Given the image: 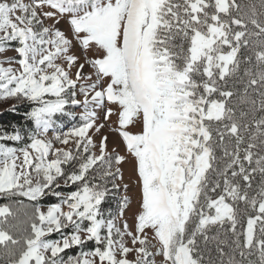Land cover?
I'll return each instance as SVG.
<instances>
[{"label":"snow or ice","instance_id":"snow-or-ice-1","mask_svg":"<svg viewBox=\"0 0 264 264\" xmlns=\"http://www.w3.org/2000/svg\"><path fill=\"white\" fill-rule=\"evenodd\" d=\"M0 264H264V0H0Z\"/></svg>","mask_w":264,"mask_h":264},{"label":"trees","instance_id":"trees-1","mask_svg":"<svg viewBox=\"0 0 264 264\" xmlns=\"http://www.w3.org/2000/svg\"><path fill=\"white\" fill-rule=\"evenodd\" d=\"M15 118L9 109L0 112V126H7L10 122H14Z\"/></svg>","mask_w":264,"mask_h":264},{"label":"rangeland","instance_id":"rangeland-1","mask_svg":"<svg viewBox=\"0 0 264 264\" xmlns=\"http://www.w3.org/2000/svg\"><path fill=\"white\" fill-rule=\"evenodd\" d=\"M5 109H10V105L0 102V112L4 111Z\"/></svg>","mask_w":264,"mask_h":264}]
</instances>
